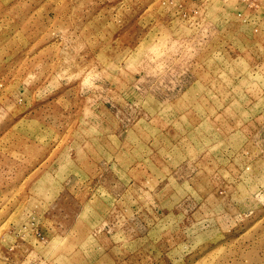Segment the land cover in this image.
I'll use <instances>...</instances> for the list:
<instances>
[{
	"label": "rangeland",
	"instance_id": "1",
	"mask_svg": "<svg viewBox=\"0 0 264 264\" xmlns=\"http://www.w3.org/2000/svg\"><path fill=\"white\" fill-rule=\"evenodd\" d=\"M0 264H264V0H0Z\"/></svg>",
	"mask_w": 264,
	"mask_h": 264
}]
</instances>
